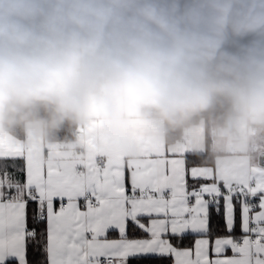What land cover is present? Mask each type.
<instances>
[{
	"label": "clouds",
	"instance_id": "1",
	"mask_svg": "<svg viewBox=\"0 0 264 264\" xmlns=\"http://www.w3.org/2000/svg\"><path fill=\"white\" fill-rule=\"evenodd\" d=\"M0 137L77 159L191 144L246 170L264 157V0H0Z\"/></svg>",
	"mask_w": 264,
	"mask_h": 264
},
{
	"label": "snow or ice",
	"instance_id": "2",
	"mask_svg": "<svg viewBox=\"0 0 264 264\" xmlns=\"http://www.w3.org/2000/svg\"><path fill=\"white\" fill-rule=\"evenodd\" d=\"M213 213L220 217L215 228ZM189 237L194 244L184 246ZM167 258L264 264V157L240 171L205 163L191 144L146 141L136 160L77 159L57 144L0 137V264H164Z\"/></svg>",
	"mask_w": 264,
	"mask_h": 264
},
{
	"label": "trees",
	"instance_id": "3",
	"mask_svg": "<svg viewBox=\"0 0 264 264\" xmlns=\"http://www.w3.org/2000/svg\"><path fill=\"white\" fill-rule=\"evenodd\" d=\"M61 137H63V135H65V133H61L60 134ZM34 207V205H30V211H31V208ZM220 222V217L215 215L214 213L212 214V217H211V224L213 225V228H215V225H217L218 223ZM29 227H32V224H31V220L29 219ZM39 229H43L45 227V225L41 224V225H38L37 226ZM219 231H223L222 229L219 230ZM240 234V227H239V214L237 213V226H236V235H239ZM130 236H139L140 234L139 233H129ZM173 243L175 244L176 241H173ZM194 244V240L192 237H189L188 239H186L184 241V246H190ZM35 257L33 256L32 254V251L31 249H29V259L32 260L34 259ZM130 264H136V261L135 260H131L130 261ZM164 264H172V261H171V258H167L165 259L164 261Z\"/></svg>",
	"mask_w": 264,
	"mask_h": 264
},
{
	"label": "crops",
	"instance_id": "4",
	"mask_svg": "<svg viewBox=\"0 0 264 264\" xmlns=\"http://www.w3.org/2000/svg\"><path fill=\"white\" fill-rule=\"evenodd\" d=\"M127 175V174H126ZM127 183V182H126ZM128 187L130 188V184H128ZM117 236V234L116 233H111V237L112 238H115ZM130 237H137V236H130ZM211 240H210V257L211 258H214V253L211 251ZM226 254H228V255H231V252H230V250L226 253Z\"/></svg>",
	"mask_w": 264,
	"mask_h": 264
}]
</instances>
